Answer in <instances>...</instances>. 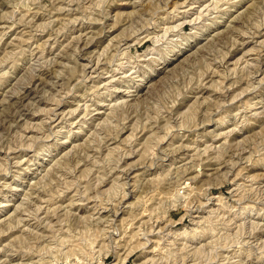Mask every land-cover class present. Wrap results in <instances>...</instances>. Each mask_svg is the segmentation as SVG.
I'll use <instances>...</instances> for the list:
<instances>
[{"label":"rangeland","instance_id":"rangeland-1","mask_svg":"<svg viewBox=\"0 0 264 264\" xmlns=\"http://www.w3.org/2000/svg\"><path fill=\"white\" fill-rule=\"evenodd\" d=\"M0 264H264V0H0Z\"/></svg>","mask_w":264,"mask_h":264},{"label":"bare ground","instance_id":"bare-ground-1","mask_svg":"<svg viewBox=\"0 0 264 264\" xmlns=\"http://www.w3.org/2000/svg\"><path fill=\"white\" fill-rule=\"evenodd\" d=\"M219 148V147H218ZM214 160V159H213ZM55 171V170H54ZM20 207V206H19ZM221 246V245H220Z\"/></svg>","mask_w":264,"mask_h":264}]
</instances>
